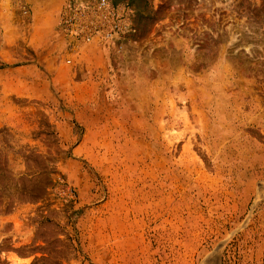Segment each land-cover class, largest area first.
I'll use <instances>...</instances> for the list:
<instances>
[{
	"label": "rangeland",
	"instance_id": "rangeland-1",
	"mask_svg": "<svg viewBox=\"0 0 264 264\" xmlns=\"http://www.w3.org/2000/svg\"><path fill=\"white\" fill-rule=\"evenodd\" d=\"M66 1L0 0V264H264V0Z\"/></svg>",
	"mask_w": 264,
	"mask_h": 264
},
{
	"label": "built area",
	"instance_id": "built-area-1",
	"mask_svg": "<svg viewBox=\"0 0 264 264\" xmlns=\"http://www.w3.org/2000/svg\"><path fill=\"white\" fill-rule=\"evenodd\" d=\"M23 9L29 15V9ZM57 27L76 46L112 43L128 31V14L110 0H68L58 12ZM72 62V58L66 61Z\"/></svg>",
	"mask_w": 264,
	"mask_h": 264
},
{
	"label": "crops",
	"instance_id": "crops-1",
	"mask_svg": "<svg viewBox=\"0 0 264 264\" xmlns=\"http://www.w3.org/2000/svg\"><path fill=\"white\" fill-rule=\"evenodd\" d=\"M37 5L35 3H33V5L31 6L32 10H33V14L35 15V18H36V15L37 13L39 12V10L37 9L36 7ZM35 10V11H34ZM36 20V19H35ZM35 24H37L38 22L37 21H34ZM54 23H50V26L54 28Z\"/></svg>",
	"mask_w": 264,
	"mask_h": 264
}]
</instances>
